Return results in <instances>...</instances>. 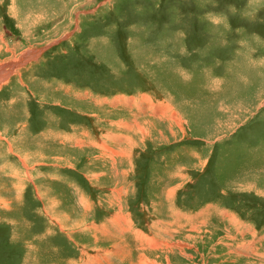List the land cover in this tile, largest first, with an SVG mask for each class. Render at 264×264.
Returning a JSON list of instances; mask_svg holds the SVG:
<instances>
[{
	"label": "rangeland",
	"instance_id": "obj_1",
	"mask_svg": "<svg viewBox=\"0 0 264 264\" xmlns=\"http://www.w3.org/2000/svg\"><path fill=\"white\" fill-rule=\"evenodd\" d=\"M11 64L0 264H264V0H0Z\"/></svg>",
	"mask_w": 264,
	"mask_h": 264
},
{
	"label": "bare ground",
	"instance_id": "obj_2",
	"mask_svg": "<svg viewBox=\"0 0 264 264\" xmlns=\"http://www.w3.org/2000/svg\"><path fill=\"white\" fill-rule=\"evenodd\" d=\"M41 56V55H40ZM16 67H18V66H16ZM6 71V73L8 74V77H10L9 75L12 73V72H10L11 70H14L15 69V67H8V65L7 66H5V67H3V68H0V73H2V72H5L4 70ZM1 77H3V75L1 74Z\"/></svg>",
	"mask_w": 264,
	"mask_h": 264
},
{
	"label": "water",
	"instance_id": "obj_3",
	"mask_svg": "<svg viewBox=\"0 0 264 264\" xmlns=\"http://www.w3.org/2000/svg\"><path fill=\"white\" fill-rule=\"evenodd\" d=\"M33 53H34V52H32V54H33ZM11 66L14 67V66H16V65H12V64H11V65H9L8 67H11ZM15 68H16V67H15Z\"/></svg>",
	"mask_w": 264,
	"mask_h": 264
}]
</instances>
